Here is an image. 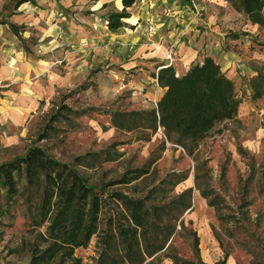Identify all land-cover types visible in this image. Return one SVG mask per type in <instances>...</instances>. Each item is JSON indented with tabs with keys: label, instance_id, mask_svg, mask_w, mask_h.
I'll list each match as a JSON object with an SVG mask.
<instances>
[{
	"label": "rangeland",
	"instance_id": "374dc122",
	"mask_svg": "<svg viewBox=\"0 0 264 264\" xmlns=\"http://www.w3.org/2000/svg\"><path fill=\"white\" fill-rule=\"evenodd\" d=\"M51 7L49 15L34 21L0 0V162L30 145L69 165L86 152L114 150L113 161L74 166L105 199L100 229L105 217L115 219L121 211L112 192L138 197L167 172L186 175L172 193L191 188L189 211L169 248L149 264H174L171 256L177 264H264V97L251 100L247 87L252 70L264 68V28L225 0H143L146 31L174 33L164 41L163 59L175 70L184 67L175 35L182 33L185 44L191 34L196 43L205 35L219 49L214 56L239 102L235 117L217 124L187 155L165 140L160 128L143 140L136 130L110 124V112L154 107L162 92L152 79L160 62H133L122 37L105 34L103 18L120 9L119 0L96 11L91 0H60ZM43 129L46 137L40 139ZM150 160L144 177L114 183L125 170ZM17 185L7 216L0 218V264H28L35 235L45 231V223L32 224L33 194L21 176ZM97 252L93 235L73 254L80 264H94Z\"/></svg>",
	"mask_w": 264,
	"mask_h": 264
},
{
	"label": "trees",
	"instance_id": "16d2710c",
	"mask_svg": "<svg viewBox=\"0 0 264 264\" xmlns=\"http://www.w3.org/2000/svg\"><path fill=\"white\" fill-rule=\"evenodd\" d=\"M34 1L9 0L13 9ZM135 1L119 0L120 9L105 14L108 31L131 27L124 20ZM225 1L232 3L250 23L264 28V0ZM107 4L102 3L100 8ZM252 71L247 87L249 98L256 100L264 97V68ZM152 77L162 88L154 107L114 110L109 113L111 126L123 131L136 130L143 140H148L160 128L165 140L191 155L217 124L236 115L239 102L232 81L210 56L190 63L178 75L171 65L160 64ZM65 109V113L70 112ZM38 136L45 138L46 130ZM116 157L117 153L110 149L86 152L73 157L69 165L51 157L41 147L30 145L21 155L0 162V218L7 216L9 201L18 193L21 176L24 188L33 194V226L45 223L44 234L38 232L29 248L28 264H80L74 249L85 247L93 235L98 244L94 264H149L169 248L175 227L191 204L190 187L172 193L186 175L167 172L138 197L112 192L110 199L121 206V211L115 219L110 215L105 217L104 228L100 229L105 199L85 182L74 166L93 168ZM152 161L125 170L114 183L128 184L144 177ZM200 194L207 198L206 192L201 190ZM207 204L213 205V197ZM171 259L177 264L175 256Z\"/></svg>",
	"mask_w": 264,
	"mask_h": 264
},
{
	"label": "crops",
	"instance_id": "0c3cea01",
	"mask_svg": "<svg viewBox=\"0 0 264 264\" xmlns=\"http://www.w3.org/2000/svg\"><path fill=\"white\" fill-rule=\"evenodd\" d=\"M60 0H35L34 3H22L17 8H15V12L19 13L22 17H26L27 20L33 19L34 21L40 20V18H44L45 16L49 15V12L52 11V5H57V2ZM110 0H97L94 2L96 11L97 8H100L102 3H108ZM120 3V2H119ZM99 6V7H98ZM121 7V6H120ZM131 10V12H130ZM129 16L124 20L128 25L131 27H124L119 29L116 32H110L107 30L106 35H109L110 38H116V36H120L123 39L124 45L131 49L130 53H133V62L138 59H147L149 62H160V64L171 65L167 63L162 55L165 51V43L164 41L167 37L172 36L174 33L170 31L160 32V30L153 29L152 31H146L145 24L143 25V0H136L132 6L128 8ZM105 18V16H104ZM103 18L104 24L106 23L105 19ZM163 23L160 22L154 27L148 26V28H155L157 26L162 25ZM256 25V24H255ZM144 26V28H143ZM105 27V26H104ZM178 28V27H177ZM179 29V28H178ZM180 30V29H179ZM190 33V32H189ZM170 34V35H169ZM177 34V33H175ZM182 33H178L175 35V42H176V50L179 54V58L181 63H185L184 67L178 65V69L175 70V74H181L186 70L188 65L195 61H200L203 56H210L218 65L219 60L215 58L214 55H217V50L215 46L210 44V38L205 37V35H200V40L198 42H194V34H191L189 37V44L184 43V38L180 36ZM219 39V38H217ZM216 44L217 41H216ZM138 57V58H137ZM159 64V65H160ZM172 66V65H171ZM173 67V66H172ZM220 67V66H219ZM221 70V68H220ZM222 72L224 70H221ZM224 73V72H223ZM254 74H250V77ZM224 75L230 79L227 74ZM153 79V77H152ZM231 80V79H230Z\"/></svg>",
	"mask_w": 264,
	"mask_h": 264
},
{
	"label": "built area",
	"instance_id": "2783aa9c",
	"mask_svg": "<svg viewBox=\"0 0 264 264\" xmlns=\"http://www.w3.org/2000/svg\"><path fill=\"white\" fill-rule=\"evenodd\" d=\"M170 51V50H169ZM167 58H169V60H170V54L169 55H167ZM170 64V63H169Z\"/></svg>",
	"mask_w": 264,
	"mask_h": 264
}]
</instances>
